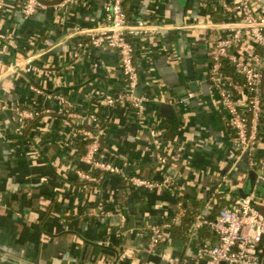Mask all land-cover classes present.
<instances>
[{"label": "crops", "instance_id": "1", "mask_svg": "<svg viewBox=\"0 0 264 264\" xmlns=\"http://www.w3.org/2000/svg\"><path fill=\"white\" fill-rule=\"evenodd\" d=\"M40 1L49 9L25 18L18 7L24 0H7L0 16V33L13 44L0 52V101L11 107L0 111V264H111L124 250L134 255L122 264H170L160 257L163 252L194 264L198 231L206 225L184 242L170 234L157 254L145 250L149 228L171 222L179 204L190 200L206 203L200 215L207 218L214 213L215 194L241 198V190L255 194L264 214V182L246 158H235L225 111L208 82L217 36L230 23L217 0H125L130 23L150 25L142 38L132 39L140 74L137 96L147 100L139 116L121 99L126 82L118 53L80 49L88 43L87 31L107 26L109 0H81L62 12L53 5L63 0ZM253 2L264 7V0ZM76 51L84 53L78 62ZM29 57L44 75L26 73ZM11 63L23 68L13 73ZM30 85L44 95L33 93ZM58 97L81 115L98 117L108 162L128 176L149 180L167 172L181 194L132 189L113 174L97 185L83 183L74 170L88 169L77 160L84 148L76 131L56 116L45 115L21 135L15 109L58 110ZM108 98L117 103L108 106ZM162 104L172 108L174 119L161 113ZM154 127L163 128L162 143L176 167L157 166L150 147ZM258 155L264 157V142ZM99 206L111 214H100ZM118 211L126 214L124 223ZM183 216L172 226L181 225ZM213 236L203 245L215 244ZM260 256L264 264V245Z\"/></svg>", "mask_w": 264, "mask_h": 264}, {"label": "built area", "instance_id": "2", "mask_svg": "<svg viewBox=\"0 0 264 264\" xmlns=\"http://www.w3.org/2000/svg\"><path fill=\"white\" fill-rule=\"evenodd\" d=\"M81 0H63L53 5L57 12H62L69 4ZM222 12L227 16V23L217 36L215 48L211 55V63L208 71L210 90L217 98L219 105L224 109L228 129L232 133L235 148V158H246L248 168L258 173L259 181L264 182V157H259L258 150L264 142V7L255 8L253 0H217ZM125 0H109L105 10L107 26L97 31H87L88 43L80 45L81 50L111 49L115 50L120 59L121 69L126 82V91L121 97L123 103L128 104L137 115L145 111V98L136 94L140 83V74L135 64V47L132 39L142 38L149 32L148 23L138 22L131 24L124 8ZM7 4V0H0V16ZM20 14L29 18L40 11L49 9V5L40 0H24L18 5ZM12 42L7 36L0 33V52L7 51ZM81 51L74 53L76 62L82 60ZM25 71L27 74L44 75L45 71L33 66V57L26 60ZM233 67L238 79L227 73V67ZM23 66L20 63H11L9 69L13 73L20 72ZM30 89L36 95H44V92L30 85ZM58 110L36 107L16 108L15 112L19 121L20 134L25 131L30 123L37 122L45 115L60 118L63 123L76 131L78 142L84 145L85 153L78 155V163L88 169L77 167L74 175L77 179L88 185H97L102 176L113 174L120 176L132 189L154 190L165 188L175 191H183L177 188L174 178L169 173H162L158 181L149 180L139 176H128L122 168L106 160L108 151L102 147L99 119L95 114L81 115L70 105L65 104L63 97ZM167 104L173 103L169 99ZM117 102L108 98L106 104L113 106ZM5 103L0 101V111L9 110ZM88 121L93 126L86 125ZM163 128H151L150 147L154 153L156 164L161 169L174 168L176 164L167 156L162 143ZM22 135V134H21ZM225 198L229 204L221 209L213 220L203 215L196 217L189 237L197 235L200 224L206 225L216 236L215 244H206L199 247L198 260L194 264H263L260 256V248L264 245V214L259 211L255 194L247 198ZM183 203L179 204L178 212L171 222L165 221L149 228V241L146 252L157 254L161 246L170 235L173 223L181 220L184 210ZM100 214L110 215L103 206H99ZM123 223L127 216L118 211ZM134 253L131 250L121 252L117 260L111 264H122L132 259ZM162 260L170 264H188L185 261H177L166 252L160 254Z\"/></svg>", "mask_w": 264, "mask_h": 264}, {"label": "trees", "instance_id": "3", "mask_svg": "<svg viewBox=\"0 0 264 264\" xmlns=\"http://www.w3.org/2000/svg\"><path fill=\"white\" fill-rule=\"evenodd\" d=\"M210 6H207V10L208 12H212V10H210ZM260 53H264L263 50H260ZM230 76L235 77L236 79H238V75L235 72V69L233 67H227V73ZM32 123L29 124V126L27 127V129L31 128ZM84 148V145H82ZM85 153V149H81L80 153ZM225 194H215L214 197V201H213V206H214V213L211 215H209L207 217V219L209 220H213L215 219V217L219 214V212L221 211L222 208H224L225 206H227L229 203L225 201L224 198ZM236 195V197L234 199H238L239 196ZM206 209V203L202 202V201H195V200H190L186 203V205H184V216L182 219V223L179 226H172L171 230H170V234L173 236V238L177 241L180 242H184V240H186V238H188V234L193 226V224L196 221V217L200 214H203V212ZM213 236V233L210 231L209 227L207 226H203L201 229H199L198 231V241L196 242V244L199 247L203 246V240H206L207 238H210ZM214 237V236H213Z\"/></svg>", "mask_w": 264, "mask_h": 264}, {"label": "water", "instance_id": "4", "mask_svg": "<svg viewBox=\"0 0 264 264\" xmlns=\"http://www.w3.org/2000/svg\"><path fill=\"white\" fill-rule=\"evenodd\" d=\"M139 90H140V87H137L136 94L138 96H140ZM159 107L161 108V111H162L161 113H163V115H166L167 117H169L171 119H174L172 108L169 105L162 104V105H159ZM249 195H250L249 192L242 191V190L240 191V197L241 198H247ZM258 210L260 211V209H258Z\"/></svg>", "mask_w": 264, "mask_h": 264}]
</instances>
